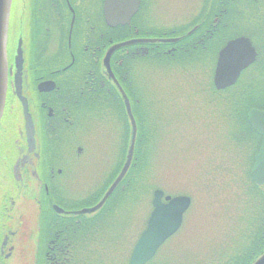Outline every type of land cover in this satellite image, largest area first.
<instances>
[{"label": "flooded vegetation", "instance_id": "flooded-vegetation-1", "mask_svg": "<svg viewBox=\"0 0 264 264\" xmlns=\"http://www.w3.org/2000/svg\"><path fill=\"white\" fill-rule=\"evenodd\" d=\"M119 1L115 10L125 14L124 0ZM161 4L140 0L128 22L113 26L106 17L107 0L11 1L8 82L0 119V264H133L155 210L152 199L143 217V193L133 192L144 175L150 140L146 104L165 105L159 91L146 92V65L155 68L168 60L212 69L209 89L172 93L180 94L174 101L189 95L185 103L190 105L219 106L225 90H216L214 77L222 52L229 42L245 40L255 58L233 85L244 105L233 104L236 110L243 106L247 116L264 112V0H199L194 12L185 15L187 22L164 28L157 25ZM123 43L128 44L108 58ZM251 133L259 147L249 154L250 174L263 141L254 128ZM133 142L130 166L108 195ZM135 174V184L130 183ZM250 178L264 197V184ZM167 196L164 191L163 205L169 204ZM190 207L179 229L143 264H192L197 259L200 263L193 264H252L264 253L256 244L257 238L264 239V214L252 208L244 217V231L239 220L233 223L239 228L234 237L249 244L245 249L250 248L245 235L256 239L253 247L223 257L224 242L217 240L212 255L187 260L180 237H187L181 229Z\"/></svg>", "mask_w": 264, "mask_h": 264}, {"label": "rangeland", "instance_id": "rangeland-1", "mask_svg": "<svg viewBox=\"0 0 264 264\" xmlns=\"http://www.w3.org/2000/svg\"><path fill=\"white\" fill-rule=\"evenodd\" d=\"M198 1L160 0L162 9L157 12V25L164 28L187 22L185 15L194 12ZM176 62L166 60L155 68L146 65L144 70L146 77H142V80L146 92L153 89L159 91V101L165 105L155 107L154 104H146L145 124L150 138L147 142L149 147L147 151L144 149V175H139L141 190L136 187L133 192L143 193V217H147L151 211L155 189L164 190L166 195L190 196L191 207L181 229L187 237H180L186 242L187 260H196L197 254L200 257L202 254L203 257L212 255V245L216 248L217 240L224 242L223 257H230L232 252L236 255L239 251L249 250L256 241L245 235L250 243V248L245 249L249 244L234 237L239 235V228L233 222L239 220V227L244 231L247 226L244 217L252 208L256 214H264L263 193L256 185L253 188L250 178L252 161L249 154L256 150L258 142L252 133L244 135L240 132L242 140L229 136L232 121L224 109L228 98L226 92L219 94V98H225L219 106L210 104L205 107L199 102L190 105L189 102L185 103L189 95L185 96L186 101H174L173 97L177 94L172 92L193 94L196 89H209L214 74L212 69L200 70ZM228 93L229 98L244 105L235 91ZM245 99L247 105L248 100ZM244 112L243 106H240L237 109L238 117L243 118ZM147 157L149 162L145 168ZM136 176L130 183L135 184ZM137 200L141 201L140 197ZM257 221L258 224L252 223L254 229L259 226L260 220ZM241 235L244 236L243 233ZM259 242L257 239L256 244ZM193 263L200 262L197 259Z\"/></svg>", "mask_w": 264, "mask_h": 264}, {"label": "water", "instance_id": "water-1", "mask_svg": "<svg viewBox=\"0 0 264 264\" xmlns=\"http://www.w3.org/2000/svg\"><path fill=\"white\" fill-rule=\"evenodd\" d=\"M12 0H0V119L3 114L7 82H8V68H7V58H6V42L8 35V24H9V14L10 5ZM121 4L123 0L119 1ZM126 13L118 14L115 10V0H107L106 7V17L109 24L115 26L120 23H126L129 19L138 11L140 0H124ZM171 41V40H162ZM128 43H123L114 46L108 53V58L116 50ZM233 48L236 56L232 64V71L238 73L231 77H224L219 73L221 59L217 65L215 73V84L218 89H224L233 85L239 75L241 70L247 67L253 60L254 56L249 54V46L245 40H233L228 43L226 48ZM109 67V65H108ZM110 70V67H109ZM130 111V110H129ZM131 114V111H130ZM249 122L252 127L263 136V142L258 154L255 157V164L252 169V178L257 184H264V112L251 111L249 113ZM134 123V121H133ZM135 127V123H134ZM134 144H132L130 149L129 161L123 169L121 175L114 183L112 189L108 192V195L115 188L118 182L126 173L132 158ZM164 193L162 190H157L154 194V206L150 224L148 229L145 231L144 235L140 239L138 245L136 246L133 264H143L155 253V250L173 233H175L180 227L183 219L184 212L189 208L191 203V198L188 196H176L167 197L169 204L163 205L161 202ZM107 197V196H106ZM105 197V198H106ZM164 209H169L170 211L165 212ZM253 264H264V254H262Z\"/></svg>", "mask_w": 264, "mask_h": 264}, {"label": "trees", "instance_id": "trees-1", "mask_svg": "<svg viewBox=\"0 0 264 264\" xmlns=\"http://www.w3.org/2000/svg\"><path fill=\"white\" fill-rule=\"evenodd\" d=\"M229 90L226 91V95L227 92ZM227 100H226V104H225V110L227 113V117L232 121L231 125H230V130H229V136H231L232 139L234 140H242L239 136L240 132H243L244 135H249V132H252L253 129H251V127L249 126L246 117L245 118H238V114H237V110L236 108H234V104H233V100L231 98H229V96L227 95ZM241 119V120H240ZM244 135L242 138H244ZM148 143H145V150H148ZM259 147V143H257V150ZM148 157L146 158V162H145V168L148 165ZM259 240V238H257ZM260 245L262 246V250L264 251V239L261 238L260 240ZM260 255V254H259Z\"/></svg>", "mask_w": 264, "mask_h": 264}, {"label": "snow or ice", "instance_id": "snow-or-ice-1", "mask_svg": "<svg viewBox=\"0 0 264 264\" xmlns=\"http://www.w3.org/2000/svg\"><path fill=\"white\" fill-rule=\"evenodd\" d=\"M236 53L233 48H225V50L222 52L221 55V63H220V69L219 73L224 77H231L235 75V77L238 75V73H234L232 69V64L234 62ZM255 58V57H254ZM165 212L170 211L169 209H164Z\"/></svg>", "mask_w": 264, "mask_h": 264}]
</instances>
